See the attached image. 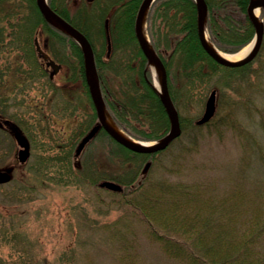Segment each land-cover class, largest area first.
Returning a JSON list of instances; mask_svg holds the SVG:
<instances>
[{
    "label": "trees",
    "instance_id": "16d2710c",
    "mask_svg": "<svg viewBox=\"0 0 264 264\" xmlns=\"http://www.w3.org/2000/svg\"><path fill=\"white\" fill-rule=\"evenodd\" d=\"M140 1L108 0L101 5L100 10L99 6L94 8V10L97 9L96 13L92 12V8L86 9V5L90 4L86 2L72 11L69 0H48V3L83 32L92 45L93 31L90 30L89 25L97 27L96 31L102 41L101 49H94L95 63L107 110L130 136L149 141L164 135L170 123L160 96L152 83L147 60L134 35V17ZM248 1L205 0L208 35L221 51L236 52L254 36V26L246 14ZM91 3H99V0ZM111 7L113 10L109 13ZM107 14L110 19L111 37L109 57L105 56L103 26V19ZM196 15L195 0H154L147 13L146 29L150 43L165 67L169 95L180 117L181 134L185 132L183 137H180V134L172 141L176 143H180L187 136L191 139L196 138L195 130L200 125L195 123L194 116L182 115L181 109L189 110V105L195 100V90L198 89L203 91L201 100L205 99L211 90L214 89L216 92V111L203 125L209 123L217 127L236 125L237 128L241 125L238 120L239 113L264 114V108H261L263 106L255 102L257 100L259 104H263L264 88L260 87L258 79L250 77L252 72L254 73L251 64L260 54L261 47L248 63L239 66L222 65L215 61L201 45L197 33ZM262 19L264 26V12ZM36 30H41L43 35L55 43V45L52 43L54 55L58 56L63 66L65 64L64 71L70 75L68 79L78 81L81 86V95L84 93L88 99L91 111L84 113L86 121L84 126L83 123L80 124L79 135H81L91 126L95 118L87 92L81 49L74 39L44 19L35 0H0V55L5 52L7 55L8 52L9 55L13 54V60L9 61L5 67L11 74L9 78L2 77L3 74L0 72V114L14 118L4 110H7L8 105L19 106L26 87H30L34 80L43 79V77L33 78V73L42 71L36 61L32 42ZM119 50L126 53L117 57L116 52ZM17 72H23L24 75L19 76ZM256 73L255 70L254 75ZM244 75L248 76L247 84L242 88L238 85L234 86L236 78ZM114 79L118 80V87ZM48 83L50 84L51 81ZM259 91H262V95L258 99L256 95L260 93ZM10 93L13 96H9ZM15 94H20L22 97H19L17 101L18 96L15 97ZM81 101L83 102V99ZM79 104L76 101L74 105L79 106ZM81 108L85 109L83 106ZM260 123L264 124V115L261 116ZM97 136L115 145L116 151L112 152H117V155H122L123 159L127 160L126 162L133 164L131 168L125 169L118 176H105L123 184L122 192L117 194L120 197L119 201L128 206L126 207L128 210L125 209L124 213L134 215L143 221L149 235L163 243L168 253L185 259L188 264H264L263 253L253 259L248 258L256 239L264 234L262 219L259 220L257 217L254 225L250 222L241 233L239 241L233 238V229L229 230L230 232L227 231L225 235L223 230L226 226L217 224H215L218 227L214 234L215 238H207L209 228L214 225L215 216L219 218L220 215L218 210L212 209L213 206L212 210L207 209V213L199 217L198 212L188 213L193 203L191 200L194 201L193 196L196 195L192 190L189 197L187 188L184 189L177 183L168 185L165 181L158 185L156 192L153 190L155 186L152 183L147 191L143 189L148 180L147 171L152 164V159L167 147L153 153H139L119 144L104 130H100ZM74 143L64 146L61 150L64 153L55 159L58 168L52 173H56L54 174L56 181L62 182L65 179L63 182L65 184H74L83 180L94 183L97 175V178L104 177L93 173L89 166L85 167L88 170L86 171L84 166L73 164ZM146 161L149 162V166L145 168ZM47 171L43 169V175L46 177L41 180L53 185L50 183L53 178L48 176ZM196 228L199 231H195ZM168 231L176 233L169 234ZM187 231L194 233L198 231L204 241L192 240V237L181 238L180 233H187ZM197 245L199 250H195ZM211 251L215 252L211 254Z\"/></svg>",
    "mask_w": 264,
    "mask_h": 264
},
{
    "label": "rangeland",
    "instance_id": "374dc122",
    "mask_svg": "<svg viewBox=\"0 0 264 264\" xmlns=\"http://www.w3.org/2000/svg\"><path fill=\"white\" fill-rule=\"evenodd\" d=\"M69 1L72 10L85 2ZM106 1L90 3L86 9L92 8L96 13L94 8L99 6L100 10ZM112 10L113 7L109 13ZM260 20H263L262 8ZM89 26L93 31V47L99 50L102 40L97 27ZM250 44L251 41L242 48ZM125 53L119 50L116 55L119 57ZM12 60L13 54L1 53L2 77H7L9 72L5 67ZM63 67L66 68L65 64ZM251 68L257 73L254 75L252 72L250 77L258 79L260 87L264 88V36L260 54L253 60ZM64 77L60 71L50 84L48 77L32 81L31 86L24 90L23 97L15 94L17 101L22 97L19 106L8 105L4 110L25 129L31 149L27 161L19 164L14 139L0 128V169H8L12 173L9 181L0 183V264H188L185 259L168 253L163 243L151 237L143 221L124 213L128 206L119 201L117 192L98 185L104 179H111L105 176H118L133 166L122 155L112 152L115 145L109 141L96 136L76 161L73 158V164L84 166L86 171L89 166L93 173L104 177L97 178V175L94 183L85 180L74 184L63 183L65 179L56 181V173H52L58 168L55 159L61 156L64 146L75 142L73 154L81 136L80 124L84 126L86 121L84 113L91 111L86 95H81L79 82ZM247 79V75L239 76L233 85L242 88ZM114 80L118 87V80ZM155 86L158 88L156 83ZM202 92L201 89L195 90L193 104L189 105V110L181 109L182 115L194 116L195 119L201 115L206 100V96L201 100ZM261 92L256 95L258 99ZM76 101L79 106L74 105ZM255 102L264 108V100L263 104ZM262 115L257 112L239 113L241 128H236V125L217 127L209 123L195 130V139L187 136L180 143L172 142L152 159L143 189L147 191L152 183L156 192L158 185L165 181L168 185L177 183L187 188L189 197L192 190L196 195L193 196L194 201L191 200L193 203L188 213L198 212L199 217L212 209L220 213L219 218L215 216L207 238H215L217 224L226 226L223 230L225 235L233 229V238L239 241L250 222L255 223L257 217L264 221ZM43 169L48 170L53 185L41 180L46 177ZM198 231L180 233V237L203 240ZM254 244L249 259L264 254V234ZM198 246L195 250H199Z\"/></svg>",
    "mask_w": 264,
    "mask_h": 264
},
{
    "label": "water",
    "instance_id": "95a60500",
    "mask_svg": "<svg viewBox=\"0 0 264 264\" xmlns=\"http://www.w3.org/2000/svg\"><path fill=\"white\" fill-rule=\"evenodd\" d=\"M92 1V0H87ZM153 0H141L138 9L135 14L134 19V34L137 39L138 45L143 52L144 56L147 59V64L150 67L151 71L153 72L151 64L154 62H157L159 67V87L156 89L157 93L160 96L161 102L165 108V111L168 115L169 119V130L159 139L151 142H141V141H132L125 136L119 134L117 131L112 129L106 122V115L105 111V103L101 94L99 81L96 73L95 68V62H94V54L92 46L87 39V37L76 27L71 25L67 20H65L63 17H61L55 10H53L47 0H36V5L43 15V17L56 26L57 28L61 29L65 33H67L69 36H71L80 46L82 57H83V64H84V70H85V78H86V84L88 88V92L91 98V101L93 103L96 117H97V123H95L89 131L80 139V141L77 143V146L75 148V155L77 156L84 145L93 137V135L96 133V131L102 127L109 136H111L114 140H116L121 145L135 151V152H141V153H152L155 151H159L167 147V145L175 139L181 132V125L180 120L178 116V112L174 106V104L171 101L169 92H168V86H167V74L164 65L160 61L159 57L153 50L151 44L147 42L143 35L142 31V23L146 16L147 10ZM196 2V9H197V15H196V27H197V33L199 40L201 42V45L203 48L207 51V53L218 63L225 65V66H239L243 65L249 61H251L257 52L259 51V48L261 46L263 33H264V27L262 22H257V19L255 18L253 14V8L258 6L264 9V0H249L247 7H246V13L250 21L252 22L254 29H255V35L253 39L251 40V48L248 51L246 55H244L242 58L238 60H229L221 55H219L216 51L211 49L205 40L204 30L206 26V12H207V6L204 0H195ZM105 33H106V40H107V54L110 50V37L108 32V27L105 22ZM38 54L46 60V64L51 66L50 70V76L52 77L53 74H55L59 68L60 64L56 63L53 59H47L48 54L44 52L38 45L37 41H35ZM216 109V96H215V90H211L209 95L206 98L204 109L202 114L198 119H196L197 124H202L206 121H208L212 115L214 114ZM108 113V112H107ZM1 124L10 132V134L14 137L17 145L19 148L17 149V160L21 163L25 162L29 156L30 150H29V141L23 131L20 129V127L13 122L12 120L8 118H0ZM149 166V163H145V168ZM11 178V174L8 169H0V183L7 182ZM99 185L101 187L113 190V191H122V186L120 183L111 180V179H104L99 182Z\"/></svg>",
    "mask_w": 264,
    "mask_h": 264
},
{
    "label": "flooded vegetation",
    "instance_id": "af4514ba",
    "mask_svg": "<svg viewBox=\"0 0 264 264\" xmlns=\"http://www.w3.org/2000/svg\"><path fill=\"white\" fill-rule=\"evenodd\" d=\"M52 8V7H51ZM55 10V9H54ZM56 11V10H55ZM71 11H72V9H71ZM57 12V11H56ZM58 13V12H57ZM105 22H106V24H107V27H109V24H110V19H109V14H107V16L104 18V27H105ZM35 41H37V43H38V45L43 49V51H45L47 54H48V58L47 59H53L54 61H56L57 63H60L61 64V67H60V69H59V72L61 71V73L62 74H64V79H68L69 77H70V75H69V73H66L65 71H64V67H63V63L56 57V56H54V50L52 49L54 46H53V44L55 45V43L54 42H52V41H50L49 40V38L46 36V35H43L42 33H41V30H36V35H34V37H33V47H34V53H35V57H36V61H37V63L39 64V67L41 68V70L42 71H40L39 73H33V78H41V77H43V78H49V71H50V66L49 65H47L46 64V60L45 59H43L39 54H38V51H37V47H36V44H35ZM49 42H50V44H49ZM53 43V44H52ZM52 44V45H51ZM10 53L8 52V55H9ZM4 59H6V56H4ZM97 68V67H96ZM97 70H98V68H97ZM98 72V71H97ZM18 74L17 75H19V76H22V75H24V73L22 72V73H20V72H17ZM11 74H7L6 76L9 78V76H10ZM56 75V74H55ZM2 115L0 114V117H1ZM84 116H85V114H84ZM14 121H16L14 118H12ZM17 122V121H16ZM96 122V118H94V120H93V123H95ZM17 124L19 125V123L17 122ZM0 128H2V129H4L5 131H7L8 133H10L2 124H1V122H0ZM22 128V127H21ZM22 130H23V128H22ZM24 131V130H23ZM100 131V130H99ZM98 131V132H99ZM98 132L93 136V138L91 139V140H93L96 136H97V134H98ZM86 147V146H85ZM85 147L83 148V150H82V152H81V154L83 153V151H84V149H85ZM80 154V155H81ZM79 155V156H80Z\"/></svg>",
    "mask_w": 264,
    "mask_h": 264
},
{
    "label": "bare ground",
    "instance_id": "6f19581e",
    "mask_svg": "<svg viewBox=\"0 0 264 264\" xmlns=\"http://www.w3.org/2000/svg\"><path fill=\"white\" fill-rule=\"evenodd\" d=\"M253 14L255 16V18L257 19V22H261L260 20V7L256 6L253 8ZM142 31H143V35L145 37V39L147 40V42L149 43V40H148V35H147V32H146V16L143 20V23H142ZM204 35H205V40H206V43L208 44V46L213 49L214 51H216L219 55L229 59V60H238L240 58H242L244 55H246L248 53V51L250 50L251 48V45H248L244 48H242L241 50L235 52V53H226L224 51H221L220 49H218L210 40L209 36H208V33H207V30L205 28L204 30ZM150 44V43H149ZM152 66V69H153V73H154V79H155V83L157 84V87H159V67H158V64L157 62H154L151 64ZM105 117H106V122L107 124L112 128L114 129L115 131H117L119 134L125 136L126 138L132 140V141H137L136 139L132 138L130 135H128L114 120L113 118L107 113V111H105Z\"/></svg>",
    "mask_w": 264,
    "mask_h": 264
}]
</instances>
